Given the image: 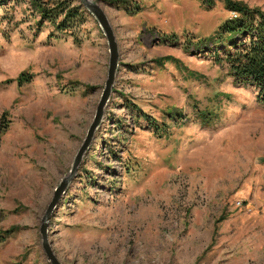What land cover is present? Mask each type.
Wrapping results in <instances>:
<instances>
[{"label": "rangeland", "instance_id": "1", "mask_svg": "<svg viewBox=\"0 0 264 264\" xmlns=\"http://www.w3.org/2000/svg\"><path fill=\"white\" fill-rule=\"evenodd\" d=\"M30 1L0 2V264H49L41 219L109 67L105 34L80 0H43L80 8L63 31L49 22L38 31ZM91 1L112 30L117 68L101 122L49 218L54 256L61 264H264V106L215 61L208 41L235 16L218 1L132 0L135 15ZM233 1L264 13V0ZM22 73L32 80L18 85Z\"/></svg>", "mask_w": 264, "mask_h": 264}, {"label": "trees", "instance_id": "2", "mask_svg": "<svg viewBox=\"0 0 264 264\" xmlns=\"http://www.w3.org/2000/svg\"><path fill=\"white\" fill-rule=\"evenodd\" d=\"M131 1L106 0L108 4L128 6L125 11L130 15H135L140 11V7L133 5L134 8L130 11ZM202 1L206 6L208 5V8H211L215 1L222 2L227 12L235 16L227 18L219 25L208 41L212 44V48L216 49L214 51L215 61L228 67L229 75L234 78L236 85L253 87L257 102L264 106V13L233 0ZM30 2L40 16L37 22L38 31L43 26V22H49L55 26L56 30H66L81 16L80 8L73 7L69 1H57L52 4V7H49V4L43 0H31ZM31 80L32 75L27 73H22L15 79L18 85ZM140 116L149 117L144 113Z\"/></svg>", "mask_w": 264, "mask_h": 264}, {"label": "water", "instance_id": "3", "mask_svg": "<svg viewBox=\"0 0 264 264\" xmlns=\"http://www.w3.org/2000/svg\"><path fill=\"white\" fill-rule=\"evenodd\" d=\"M80 2L82 6L87 11H89L93 15V17L97 20L100 28L103 30L105 34L109 48V67L107 71V78L105 81L104 89L97 104L92 123L90 124L86 136L75 155L69 174L64 179H62L58 184V186L54 189L52 199L48 204L47 209L41 219V225L39 230L41 236V247L45 254L46 260L49 262V264H61L54 256L50 248V244L48 242L47 226H48L49 218L52 212L56 209L62 195L65 193V190L69 182L73 179L77 167L80 164L84 153L88 149L93 139L94 132L101 122L103 116V110L108 102L111 93V88L114 83L115 71L117 68V61H118V53H117L116 43L114 41V36L112 34V30L109 26V23L103 11L96 3L92 2L91 0H80Z\"/></svg>", "mask_w": 264, "mask_h": 264}]
</instances>
